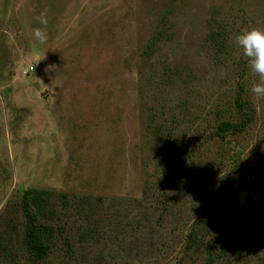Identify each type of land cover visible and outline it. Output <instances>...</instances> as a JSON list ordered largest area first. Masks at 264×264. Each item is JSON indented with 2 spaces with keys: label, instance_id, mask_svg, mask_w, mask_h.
I'll return each mask as SVG.
<instances>
[{
  "label": "rangeland",
  "instance_id": "374dc122",
  "mask_svg": "<svg viewBox=\"0 0 264 264\" xmlns=\"http://www.w3.org/2000/svg\"><path fill=\"white\" fill-rule=\"evenodd\" d=\"M252 27L264 0H0V264H264Z\"/></svg>",
  "mask_w": 264,
  "mask_h": 264
},
{
  "label": "clouds",
  "instance_id": "9594fccd",
  "mask_svg": "<svg viewBox=\"0 0 264 264\" xmlns=\"http://www.w3.org/2000/svg\"><path fill=\"white\" fill-rule=\"evenodd\" d=\"M43 27L32 30L34 41L39 45L48 43L49 35L46 31L48 24L47 10H43L35 17ZM234 43L246 58L247 65L259 79L252 81L249 91L256 99H264V29L256 27L246 28L234 37Z\"/></svg>",
  "mask_w": 264,
  "mask_h": 264
},
{
  "label": "trees",
  "instance_id": "16d2710c",
  "mask_svg": "<svg viewBox=\"0 0 264 264\" xmlns=\"http://www.w3.org/2000/svg\"><path fill=\"white\" fill-rule=\"evenodd\" d=\"M235 185H236L235 180H232V181H231V186L234 187ZM218 196H219V195L212 196L211 200H217ZM209 207H210V206H209Z\"/></svg>",
  "mask_w": 264,
  "mask_h": 264
},
{
  "label": "built area",
  "instance_id": "2783aa9c",
  "mask_svg": "<svg viewBox=\"0 0 264 264\" xmlns=\"http://www.w3.org/2000/svg\"><path fill=\"white\" fill-rule=\"evenodd\" d=\"M31 71H33V68L27 69L26 71H24V75H28Z\"/></svg>",
  "mask_w": 264,
  "mask_h": 264
}]
</instances>
